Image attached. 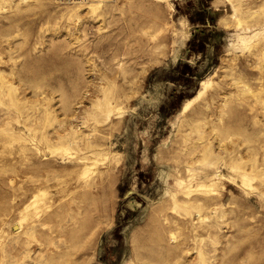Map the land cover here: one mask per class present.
I'll return each mask as SVG.
<instances>
[{
	"label": "rangeland",
	"instance_id": "1",
	"mask_svg": "<svg viewBox=\"0 0 264 264\" xmlns=\"http://www.w3.org/2000/svg\"><path fill=\"white\" fill-rule=\"evenodd\" d=\"M0 264H264V0H0Z\"/></svg>",
	"mask_w": 264,
	"mask_h": 264
}]
</instances>
